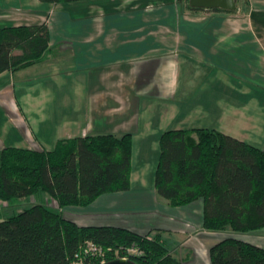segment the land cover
Wrapping results in <instances>:
<instances>
[{
	"label": "crops",
	"instance_id": "obj_1",
	"mask_svg": "<svg viewBox=\"0 0 264 264\" xmlns=\"http://www.w3.org/2000/svg\"><path fill=\"white\" fill-rule=\"evenodd\" d=\"M174 1L172 18L156 20L154 30L144 26L152 23L148 15L124 27H107L103 14L84 16L73 25L72 16H54L59 4L30 0L29 6L21 1L8 7L10 0H0V27L45 22L51 48L43 61L0 74V151L8 146L52 150L59 140L89 135L133 137L148 104L160 109L176 105L177 113L190 104L196 112L211 111L227 98L232 100L226 104L233 105L234 96L241 100L250 94L262 104L264 13L254 0L247 1L242 16L191 11ZM235 90L249 93L234 95ZM259 134L261 144H247L264 151V129ZM134 145L133 139L129 191L105 194L87 208L63 213L80 226L158 234L176 257L209 264L210 242L218 234L202 229V202L172 208L155 186L134 187L139 179L132 171ZM187 224L197 230H186ZM244 236L264 248V228Z\"/></svg>",
	"mask_w": 264,
	"mask_h": 264
},
{
	"label": "trees",
	"instance_id": "obj_2",
	"mask_svg": "<svg viewBox=\"0 0 264 264\" xmlns=\"http://www.w3.org/2000/svg\"><path fill=\"white\" fill-rule=\"evenodd\" d=\"M178 1L186 9L203 11L190 7L189 0ZM247 3L238 0L241 10ZM50 51L45 22L0 27V74L39 63ZM132 140L131 133L100 134L59 140L52 150L2 149L0 207L8 215L0 221V264H71L77 255L85 264H100L99 257L83 254L88 242L106 252L107 262L135 247L141 251L129 258L135 264H189L171 254L158 234L80 226L63 213L87 208L102 195L129 191ZM159 147L154 174L159 197L172 208L201 201L202 229L226 235L210 247L209 264H264V248L235 237L264 228V151L208 128L167 130ZM40 195H47L58 210L40 203L18 212L9 209L18 200Z\"/></svg>",
	"mask_w": 264,
	"mask_h": 264
},
{
	"label": "rangeland",
	"instance_id": "obj_3",
	"mask_svg": "<svg viewBox=\"0 0 264 264\" xmlns=\"http://www.w3.org/2000/svg\"><path fill=\"white\" fill-rule=\"evenodd\" d=\"M21 1H23L26 6H29L31 3L30 0H10V2H6V4H4L10 7L17 4L21 5ZM174 2V0L77 1L59 4L58 11L54 14V16H57V18L65 15L72 16L76 20L73 22V25H80L82 22L81 18L84 16H102L103 14L105 22H107V27H124L127 26V24H131L133 21L135 22L143 20V18L148 15V17L150 16V19H152V23L147 22L144 24V26L147 29H149L151 26L152 29L156 30L155 28L158 27L156 24L154 25L156 20L157 22H160L163 20H170L172 18L170 15L169 5L173 4ZM254 2L257 4H255L257 11L259 13H264V0H254ZM142 10L144 11L142 12ZM128 11L131 13V15L126 14ZM124 12L126 15L120 14ZM231 15L242 16L243 10L239 11V13L237 11L235 13H231ZM73 25L70 24L72 28H74ZM72 28L69 29V31H72ZM15 89V93L18 98L20 95H18L17 86ZM240 91L242 90H235L234 95ZM241 93L248 94L249 91L243 90ZM234 98L233 105L226 104V102L232 100L227 98L225 99V102L223 101L220 102V105L218 104V108L215 107L213 109V106L210 107L211 111L202 110L200 112H196V110L191 107L192 104H190V107H188L187 110L182 113H177L176 105L171 106V108L167 107L161 109L160 106L151 104H148L146 107H144V109H142L141 113L139 114V129L137 133L133 135L135 145L133 150L132 171L133 176L135 178H139L137 180L138 183H135L134 187L140 186L141 188H144V190H148L149 188L152 189L154 187V174L160 153L159 139L160 135L167 130H173L175 128L216 129L227 135L229 134L236 139L243 140L246 143L248 142L255 146L261 144L262 138L259 132H262L264 129V119L261 117H264V100H262V104H260L261 99L257 98L254 100L253 94L243 96L241 100L236 98V96H234ZM257 114L260 115L259 117H261V119ZM157 130L160 132H158V134L155 136L153 133ZM38 203L43 204L52 210H58V208L55 207V204L49 201V197L47 195L32 196L18 200L13 205H9V209L11 211L14 210L15 212H18ZM0 211V221H2L4 218H6V215H8L6 213L7 209L0 207ZM189 225L187 224L185 226L186 230L192 232H194V229L197 230L195 227L193 228V224L190 225V227ZM217 234L218 237L216 236L215 240L210 242L213 243L212 245L220 242L226 237V235H223L222 233ZM227 234H231V232H227ZM245 236L244 238H246ZM235 237L242 238V236L239 235H235ZM175 255L177 256V253Z\"/></svg>",
	"mask_w": 264,
	"mask_h": 264
},
{
	"label": "water",
	"instance_id": "obj_4",
	"mask_svg": "<svg viewBox=\"0 0 264 264\" xmlns=\"http://www.w3.org/2000/svg\"><path fill=\"white\" fill-rule=\"evenodd\" d=\"M189 6L203 10H223L234 12L238 9V0H189ZM104 264H135L131 260L117 259Z\"/></svg>",
	"mask_w": 264,
	"mask_h": 264
},
{
	"label": "built area",
	"instance_id": "obj_5",
	"mask_svg": "<svg viewBox=\"0 0 264 264\" xmlns=\"http://www.w3.org/2000/svg\"><path fill=\"white\" fill-rule=\"evenodd\" d=\"M125 255L121 258L118 259H124V260H129L131 256H136L140 255L141 251L135 247H131L129 249H126ZM83 254L86 256H91V257H99L100 258V264L107 263L106 261V252L98 247L96 244L92 242H88L84 248ZM116 256H118V253H116ZM71 264H85L83 261V257L81 255L76 256V260H74Z\"/></svg>",
	"mask_w": 264,
	"mask_h": 264
}]
</instances>
